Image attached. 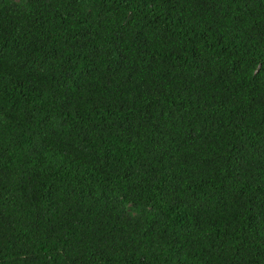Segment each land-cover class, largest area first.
<instances>
[{"label":"trees","instance_id":"16d2710c","mask_svg":"<svg viewBox=\"0 0 264 264\" xmlns=\"http://www.w3.org/2000/svg\"><path fill=\"white\" fill-rule=\"evenodd\" d=\"M0 264H264V0H0Z\"/></svg>","mask_w":264,"mask_h":264}]
</instances>
